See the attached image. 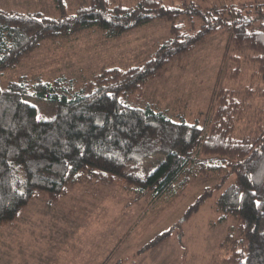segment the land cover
<instances>
[{
	"label": "trees",
	"instance_id": "1",
	"mask_svg": "<svg viewBox=\"0 0 264 264\" xmlns=\"http://www.w3.org/2000/svg\"><path fill=\"white\" fill-rule=\"evenodd\" d=\"M54 2L56 17L0 7V227L40 192L57 201L85 175L104 182L122 178L138 195L151 191L154 197L175 198L193 178L216 174L223 180L218 187L233 177L217 196L219 221L237 223L220 243L227 251L222 263L264 264V102L256 107L248 100L255 94L264 98V3L205 7L192 0L182 5L90 0L69 13L64 0ZM185 17L192 27H186ZM157 19L171 24V36L127 68L109 66L81 83L67 78L30 82L21 76L2 86L3 71L44 40L70 39L96 28L107 39L118 38ZM218 31L229 33L235 50L253 53V75L263 84L216 92L207 127L143 104L140 98L151 80ZM28 97L52 105L54 116L39 117ZM245 120L247 131L239 134ZM157 155L163 157L159 164L142 176L144 164ZM211 194L205 192L188 214ZM169 236L160 234L152 245Z\"/></svg>",
	"mask_w": 264,
	"mask_h": 264
},
{
	"label": "rangeland",
	"instance_id": "2",
	"mask_svg": "<svg viewBox=\"0 0 264 264\" xmlns=\"http://www.w3.org/2000/svg\"><path fill=\"white\" fill-rule=\"evenodd\" d=\"M64 1L67 11L72 13L90 0ZM112 1L134 5L138 0ZM164 1L182 5L191 0ZM192 1L205 7L213 2L249 7L264 3V0ZM0 7L59 15L54 0H0ZM170 25L157 19L118 38L107 39L96 28L70 39L44 40L25 60L3 71L2 86L21 76L30 82L38 78L45 81L67 78L81 83L109 66L127 68L168 39ZM185 25L192 27L187 17ZM194 26L197 28L199 22H194ZM252 55L235 50L229 45V33L218 31L172 61L161 76L146 85L140 99L175 120L184 117L207 127L216 92L263 84L253 75L257 67L250 60ZM236 56L241 59L235 60ZM26 99L37 107L39 117L54 116L49 103ZM263 99L257 94L248 98L256 107L263 104ZM246 120L238 127L239 134L247 131ZM162 158L157 155L146 162L141 175L152 172ZM232 179L228 177L224 186L218 187L223 183L221 176L195 177L178 197L171 198L154 197L151 191L138 195L122 178L104 182L85 175L57 201L40 192L14 221L0 227V264H224L221 259L227 251L220 243L237 223L234 218L219 221L216 200ZM205 192L212 194L197 211L188 214ZM165 232L170 236L153 246Z\"/></svg>",
	"mask_w": 264,
	"mask_h": 264
},
{
	"label": "crops",
	"instance_id": "3",
	"mask_svg": "<svg viewBox=\"0 0 264 264\" xmlns=\"http://www.w3.org/2000/svg\"><path fill=\"white\" fill-rule=\"evenodd\" d=\"M94 264V263H93ZM96 264V263H95Z\"/></svg>",
	"mask_w": 264,
	"mask_h": 264
}]
</instances>
